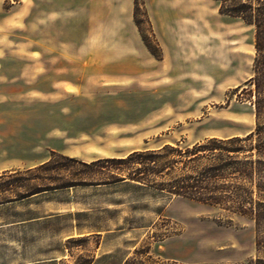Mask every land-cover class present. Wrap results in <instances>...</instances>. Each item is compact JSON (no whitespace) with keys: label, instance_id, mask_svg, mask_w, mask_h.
I'll return each mask as SVG.
<instances>
[{"label":"rangeland","instance_id":"374dc122","mask_svg":"<svg viewBox=\"0 0 264 264\" xmlns=\"http://www.w3.org/2000/svg\"><path fill=\"white\" fill-rule=\"evenodd\" d=\"M33 8L32 0H0V59L23 76L21 85L0 86L9 94L0 103V176L19 172L0 179V264L264 261V244L256 245L264 226L257 234L245 217L159 191L160 177L145 185V150L245 137L258 124L264 141L250 83L253 27L222 15L214 0H41ZM31 36L43 51L36 56ZM32 57L36 84L25 83ZM84 72L85 95H44L50 81L83 80ZM53 152L87 164L140 156L102 172L81 167L91 185L19 199L55 184V173L27 172ZM138 170L143 183L102 184ZM227 184L233 192L245 183Z\"/></svg>","mask_w":264,"mask_h":264},{"label":"trees","instance_id":"16d2710c","mask_svg":"<svg viewBox=\"0 0 264 264\" xmlns=\"http://www.w3.org/2000/svg\"><path fill=\"white\" fill-rule=\"evenodd\" d=\"M214 1L218 2L222 15L238 19L254 29L256 55L250 83L255 87L256 115L260 118L264 112V0ZM136 156L140 154L133 153L128 158L103 159L87 164L53 152L49 161L27 172L37 170L55 173L49 177L55 184L37 185L18 197L24 199L47 191L91 185L82 178L84 171L81 167L99 168L102 172L104 164L124 165ZM11 173H5L0 179L19 172ZM139 175V170L127 175L114 173L102 184L111 185L127 180L143 183ZM151 177L163 179L157 185L159 191L212 208L226 209L236 216L253 221L257 234L264 226V141L259 124L253 133L245 137L210 138L185 149L166 145L159 150H145L146 186L155 182L149 180ZM228 180H240L245 184L233 187L236 190L232 192ZM262 243L264 241L257 237V247ZM263 263L259 260L256 264Z\"/></svg>","mask_w":264,"mask_h":264},{"label":"crops","instance_id":"0c3cea01","mask_svg":"<svg viewBox=\"0 0 264 264\" xmlns=\"http://www.w3.org/2000/svg\"><path fill=\"white\" fill-rule=\"evenodd\" d=\"M42 1H44V0H42ZM45 1L47 2L48 0H45ZM40 2H41V0H32V4H33V6H35V8H33V10L36 9V12H37V9L39 7V3ZM145 6H146V3H145ZM147 11L149 12V20H153L152 17H150V15L152 14V11L150 9H147ZM91 21L95 22L96 19L93 18V19H91ZM132 21H134V16H132ZM44 29L46 31V33H45L46 36H48L49 35L48 32H47L48 26L46 25ZM96 31H97L96 27H95V25H93V27H91L89 35L95 36L96 33H97ZM38 44L39 43H38L37 38L33 39V36H31V48H30L29 52L32 55H34V56H36V54H41V52H43L41 50V48L38 46ZM47 51H49V49L46 48L45 52H47ZM13 52H17V51L14 50ZM33 57L30 60L29 65L27 67V68H29L30 76H29L28 80H25L26 81L25 83L36 84L38 82V80H39V75H38V73H39L38 72L39 63H38V60L34 59ZM48 73L49 72L47 71L46 72V80L47 81L49 80V77L47 76ZM20 74H21V70L18 72L17 75L9 74L5 58L4 59H0V86L3 87V89H6V86L21 85L22 82H23V76L20 75ZM83 74H84V76L82 78L83 80H81V78H80V80H79V78H77V79H62V81L57 82V83H54L53 81H50L51 84H52L51 91H46L44 95L47 98L48 97H53L54 94H55V91H56V93H61L62 95H67V96H70V97L85 95L86 92H87V90H86L87 87L86 86H87L88 83L86 81L87 73L84 72ZM149 76H150V70H149L148 66L145 65V80L148 79ZM121 83H123V82H121ZM121 83H114V84H121ZM7 95H9V94H7L5 92L4 93H0V103L4 100L2 98H4Z\"/></svg>","mask_w":264,"mask_h":264},{"label":"bare ground","instance_id":"6f19581e","mask_svg":"<svg viewBox=\"0 0 264 264\" xmlns=\"http://www.w3.org/2000/svg\"><path fill=\"white\" fill-rule=\"evenodd\" d=\"M215 42H217V40H213V39H212V43H215ZM212 45H213V44H212Z\"/></svg>","mask_w":264,"mask_h":264}]
</instances>
